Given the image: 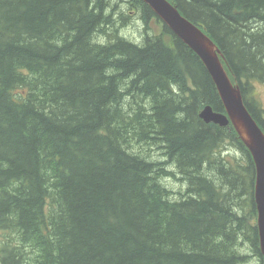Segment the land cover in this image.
<instances>
[{"label":"trees","instance_id":"1","mask_svg":"<svg viewBox=\"0 0 264 264\" xmlns=\"http://www.w3.org/2000/svg\"><path fill=\"white\" fill-rule=\"evenodd\" d=\"M168 1L217 44L264 130V0ZM120 9L0 0V264L262 262L250 152L199 117L225 112L211 76L165 24L150 31L143 0ZM133 14L140 41L120 34Z\"/></svg>","mask_w":264,"mask_h":264},{"label":"water","instance_id":"2","mask_svg":"<svg viewBox=\"0 0 264 264\" xmlns=\"http://www.w3.org/2000/svg\"><path fill=\"white\" fill-rule=\"evenodd\" d=\"M159 15L160 20L198 55L211 76L225 112L206 104L199 112L205 122L220 126L231 124L250 152L255 165L254 198L257 209L256 227L264 264V132L245 105L240 87L231 80L217 44L197 28L168 0H143Z\"/></svg>","mask_w":264,"mask_h":264},{"label":"rangeland","instance_id":"3","mask_svg":"<svg viewBox=\"0 0 264 264\" xmlns=\"http://www.w3.org/2000/svg\"><path fill=\"white\" fill-rule=\"evenodd\" d=\"M117 4V8H121L120 10H126L129 1L130 0H113ZM123 7V8H122ZM148 25L150 26V31L153 33H159L162 29V21L156 20L154 18H151L148 22ZM126 26L120 27V34L122 36L134 40V41H140V36L142 31H148L147 30V24L144 20L139 19L136 14H134L128 21ZM251 93L253 96L260 102L261 107L264 110V83L260 81H254L253 88L251 89ZM264 114V113H263ZM228 145V149H231L229 151V155L235 156L237 160H240L241 154L236 152L233 147L230 144ZM170 187L173 188L176 192L177 191H184L186 189V185L182 181H175L174 179L170 180ZM244 199L246 200V197H243V207L244 211L248 214V208L246 206V203H244ZM249 223L251 225L256 224V216L249 219ZM248 254H251L249 256V260L246 264H262L263 262L260 261L259 257L256 256L253 251H248Z\"/></svg>","mask_w":264,"mask_h":264},{"label":"bare ground","instance_id":"4","mask_svg":"<svg viewBox=\"0 0 264 264\" xmlns=\"http://www.w3.org/2000/svg\"><path fill=\"white\" fill-rule=\"evenodd\" d=\"M146 3V2H145ZM147 4V3H146ZM154 11V10H153ZM155 12V11H154ZM156 13V12H155ZM134 15V14H133ZM132 15V16H133ZM158 15V14H157ZM159 16V15H158ZM188 20V19H187ZM193 24V23H192ZM194 25V24H193ZM196 26V25H195ZM197 27V26H196ZM197 28H199V27H197ZM202 30V29H201ZM203 31V30H202ZM204 32V31H203ZM178 36V35H177ZM179 37V36H178ZM180 38V37H179ZM181 39V38H180ZM184 42V41H183ZM185 43V42H184ZM186 44V43H185ZM188 46V45H187ZM189 47V46H188ZM190 48V47H189ZM198 56V55H197ZM199 57V56H198ZM200 58V57H199ZM204 108V107H203ZM202 108V109H203ZM201 109V110H202ZM200 110V111H201ZM204 121V120H203ZM257 122V121H256ZM206 123H210V122H206ZM258 124V123H257ZM259 125V124H258ZM259 127L262 129V127L259 125ZM262 131L264 132V130L262 129ZM254 172H255V174H256V171H255V165H254ZM254 185H255V175H254ZM254 187H253V192H254ZM254 202H255V199H254ZM255 207H256V204H255ZM256 216H257V209H256ZM257 233H258V230H257ZM258 240H259V233H258ZM259 248H260V244H259ZM260 250V252H261V249H259ZM261 255H262V253H261ZM263 258V257H262ZM263 262V261H262ZM263 264V263H262Z\"/></svg>","mask_w":264,"mask_h":264}]
</instances>
